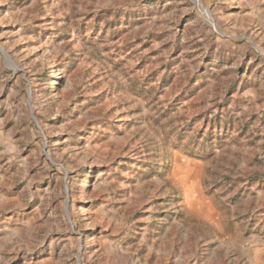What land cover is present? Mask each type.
<instances>
[{"label":"rangeland","instance_id":"obj_1","mask_svg":"<svg viewBox=\"0 0 264 264\" xmlns=\"http://www.w3.org/2000/svg\"><path fill=\"white\" fill-rule=\"evenodd\" d=\"M0 264H264V0H0Z\"/></svg>","mask_w":264,"mask_h":264},{"label":"water","instance_id":"obj_2","mask_svg":"<svg viewBox=\"0 0 264 264\" xmlns=\"http://www.w3.org/2000/svg\"><path fill=\"white\" fill-rule=\"evenodd\" d=\"M0 51L4 54V52H3V50H2V48H0ZM5 55V54H4ZM6 56V55H5Z\"/></svg>","mask_w":264,"mask_h":264}]
</instances>
